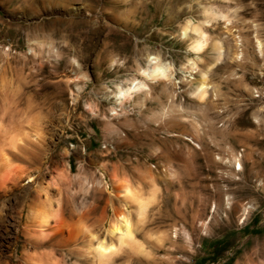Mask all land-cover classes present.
<instances>
[{
    "label": "rangeland",
    "instance_id": "1",
    "mask_svg": "<svg viewBox=\"0 0 264 264\" xmlns=\"http://www.w3.org/2000/svg\"><path fill=\"white\" fill-rule=\"evenodd\" d=\"M149 57L174 66L167 80L142 74ZM0 73V134L26 137L38 158H12L19 187L65 171L66 204L52 211L79 218L94 245L115 244L127 219L144 254L123 246L116 264H227L238 237L264 235V0H0ZM133 83L144 87L117 100ZM219 173L231 195L214 205L201 190ZM28 205L0 206V264H26L13 220ZM80 235L24 250L90 264Z\"/></svg>",
    "mask_w": 264,
    "mask_h": 264
},
{
    "label": "bare ground",
    "instance_id": "2",
    "mask_svg": "<svg viewBox=\"0 0 264 264\" xmlns=\"http://www.w3.org/2000/svg\"><path fill=\"white\" fill-rule=\"evenodd\" d=\"M152 60H155V59L152 58L150 60V64H149L148 69L143 71V74L145 75V77L150 78V79L153 77H158L157 74L155 73V66L152 64ZM156 61L158 62V59ZM157 66H159V64H157ZM140 85H142V83H133L128 89H126L124 91H120L119 94L117 95V100H122L130 92H133V91L140 89ZM30 128H31V126H30ZM1 130H3V128ZM0 132H2V131H0ZM35 135H37V134H35ZM32 139H35V138L33 137ZM39 140H40V138H39ZM40 142H42V141H40ZM40 144L41 143H39V146H40ZM33 145H36V144H33ZM39 148L40 147H38V149ZM35 150H37V149H35ZM45 150H43V152ZM37 151H39V150H37ZM30 154L32 155L33 161H36V163H37L38 158L36 155H34L35 152L32 151V148L30 149L29 140L26 137H23L19 134L12 133V132L7 133V135H1L0 134V206H1V204H3L5 197H13L14 198V204H31V206H32V204H34V205L39 204V205H36L35 208H32L28 205L29 206L28 207V209H29L28 214L29 215L28 216L25 215V216H27L26 218H24V219L18 218L16 221L13 220L15 223V225H14L15 228L17 227V230H15L16 236H17V238L22 239V241H23L22 244H24L23 247L21 246V248H23L22 252L25 251L24 247H26L28 245L33 247V248H37V249L41 248L44 245L47 246V244L51 245V249H52V246L65 247V246L74 244L80 234L86 233V235L88 234L87 237L89 240V246H88V251H87L86 255L88 257V261L90 262V264H116V261L118 260L117 257L119 256V254H121L120 251H121V248L123 246L129 247V249L132 253L139 254V255L144 254V251L142 250L140 245H138V242L135 240V237H134L133 231H132L133 228L131 227L130 222L125 218H123L121 220V225H115L109 231L111 238L115 239V242H116L115 244L114 243L108 244V243H105V241H98L97 244L94 245L95 243L92 244V240H93L92 237H94L93 234H90V231L88 232L87 228L84 229L81 227L82 221L80 222L79 218L77 220H73L74 218H72L71 220H68L67 219L68 217L66 218L64 216V213L59 208L56 211H52V207H53L52 205L53 204H57L58 207L60 204H66V203H64L66 200V198H65L66 196H64V195L66 192L65 190H66V184H67V174L63 170H58V167H56V171H57L56 176L53 179V181H51L50 183H47L45 185H42L43 182L37 183V185H35L33 190H30L29 188H26V187L25 188L19 187L20 180L25 177L24 176L25 170L22 167L15 166V164H13V162H12V158L24 157L25 160L26 159L31 160V158H29L27 156ZM46 156H48V155H45V157ZM55 157L51 153V155L47 158L48 163L49 164H56L57 158H55ZM24 158H22V159H24ZM39 159H41V158H39ZM34 164H35V162H34ZM39 164H42V163H39ZM32 165H33V163H32ZM30 168H33V167H30ZM37 172H39V170H37ZM38 177H40V176H38ZM21 182H22V180H21ZM32 182H33V177L32 178H31V176L27 177L26 184L27 183L32 184ZM26 186H28V185H26ZM51 188H52V190L54 188L55 196H52ZM20 193H22V195H20ZM126 194L128 196H130L131 198L134 197L132 195V192L129 189H126ZM64 198H65V200H64ZM9 202H10V200H9ZM138 204H139V215H140V213L143 211V204H145V203H143V201H142V203L138 202ZM63 209L64 208H62V210ZM3 210H5V209H3ZM74 216H77V215H74ZM3 222L4 221L0 215V242L2 241V232H3L2 228H3V225L5 224V222L4 223ZM5 227H4V229H5ZM14 235H15V233H14ZM80 237H81V235H80ZM78 239L80 241V238H78ZM1 248H2V246L0 244V254H1ZM84 248H85V245H84ZM78 249H80V248H78ZM81 249H83V248H81ZM122 249H124V248H122ZM39 250L40 249H38V252H39ZM46 251H49V249ZM47 253L42 252L39 255L37 253V256H35V257L34 256H31V257L25 256V259L22 261H24L26 264H43L44 260H46L47 258L53 257L52 256L53 254L51 252H50V254L49 253L47 254ZM78 253H79V251H78ZM76 254H77V250H76ZM71 255L74 256V254H71ZM80 256H82V254H80ZM87 257L85 256L84 258H86V260H87ZM123 257H125L124 254H123L122 258ZM54 258L55 257H53L52 259H54ZM75 258H77V257L75 256ZM79 259H80V257H79ZM120 259H121V257H120ZM47 261H48V259H47ZM20 262H21V260H20ZM60 262L65 264L66 261L65 260L64 261L63 260H61V261L56 260L55 263H53V264H59ZM82 263H79V264H82Z\"/></svg>",
    "mask_w": 264,
    "mask_h": 264
},
{
    "label": "clouds",
    "instance_id": "3",
    "mask_svg": "<svg viewBox=\"0 0 264 264\" xmlns=\"http://www.w3.org/2000/svg\"><path fill=\"white\" fill-rule=\"evenodd\" d=\"M149 59L151 60L152 58L149 57ZM152 64L155 66V73L158 78L167 80L168 76L174 72V66L170 62L161 60L159 66H157V61L152 60ZM11 79L12 77L7 78L8 81ZM143 87L144 85H140V88ZM7 90L8 86L4 74L0 73V96L5 95ZM259 111L264 112V107H261ZM9 115L10 114L7 112H0V120L7 123V117ZM219 127V124H217V129H219ZM195 146L198 148L200 147L199 144ZM229 179H233V177H230L228 173H219L212 184L201 190V194L207 196L214 205H222L224 199L231 195L227 185V180ZM252 235V233L247 234V236L243 238L244 242L242 244L239 242L240 237H238L236 243L231 245L228 249L231 254L221 258L226 260L227 264H264V235H258L256 239H252ZM92 239L96 240V237H92ZM189 251H191L190 248ZM33 254H35V249H33V251L25 250L21 253L22 256L26 257H31ZM3 258V255L0 254V260Z\"/></svg>",
    "mask_w": 264,
    "mask_h": 264
}]
</instances>
